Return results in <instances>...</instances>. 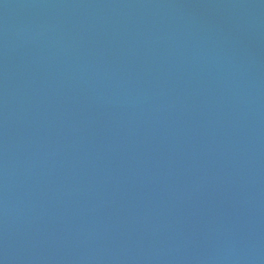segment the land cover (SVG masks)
<instances>
[{
  "label": "water",
  "instance_id": "1",
  "mask_svg": "<svg viewBox=\"0 0 264 264\" xmlns=\"http://www.w3.org/2000/svg\"><path fill=\"white\" fill-rule=\"evenodd\" d=\"M0 264H264V0H0Z\"/></svg>",
  "mask_w": 264,
  "mask_h": 264
}]
</instances>
